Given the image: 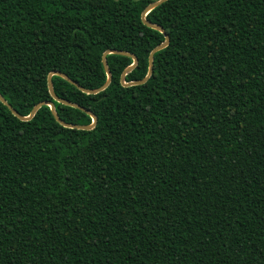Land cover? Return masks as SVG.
Instances as JSON below:
<instances>
[{"label":"trees","instance_id":"obj_1","mask_svg":"<svg viewBox=\"0 0 264 264\" xmlns=\"http://www.w3.org/2000/svg\"><path fill=\"white\" fill-rule=\"evenodd\" d=\"M0 0V95L23 117L54 104L51 72L106 81L108 50L142 80L163 35L153 0ZM111 7H104V5ZM109 8V9H108ZM146 83L106 56L96 95L54 94L92 130L0 102V264H264V0H168Z\"/></svg>","mask_w":264,"mask_h":264},{"label":"water","instance_id":"obj_2","mask_svg":"<svg viewBox=\"0 0 264 264\" xmlns=\"http://www.w3.org/2000/svg\"><path fill=\"white\" fill-rule=\"evenodd\" d=\"M166 1H168V0H156V1L151 2L150 4H148L145 7V9L141 12V15H140V19H141L142 23L145 26H147L148 28L154 29L156 31H159L163 35V37H164V41L160 45H158L154 49H152L151 52L149 53V56H148V69H147V74H146V76L142 80L125 82V76L136 67V65H137V58L133 54H131V53H128V52H125V51H116V50H108V51H105L102 54L101 63H102L103 69H104L105 74H106V81H105V83L101 87H99L97 89H94V90L84 89L81 86H79L78 84H76L75 82H73L72 80H70L65 74H62L60 72H51V73L48 74V76H47V88H48V92H49L51 98L54 101H56V102H58L60 104H63V105H66V106H69V107L78 109L80 111H83L87 115H89V117L91 118V123L89 125L80 126V125H72V124L64 123L58 117V115H57V113L55 111L54 104L51 103V102H40V103L36 104L31 109L29 115L26 116V117H23V116L18 115L15 112V110H13V108L2 98L1 95H0V102L10 111V113L12 115H14L15 117H17L20 121H29V120H31L34 117V115L36 114V112L42 106H47L50 109V112H51L52 117L61 126L65 127V128H68V129H77V130H84V131L92 130L95 127L96 122H97L96 117L89 110H87V109H85V108H83V107H81V106H79L77 104H74V103H71L69 101H65V100H62V99L58 98L54 94V92H53L52 77L53 76H59V77L63 78L64 80H66L71 85H73L74 87H76L81 92H84V93L90 94V95H96V94L102 92L103 90H105L109 86V84L111 83V73H110V71L108 69V66H107L106 56L109 55V54H114V55L129 57L132 60V64L130 66L126 67L123 70V72L121 73L120 80H119L120 81V84L123 87H131V86L143 85L144 83L147 82V80L152 75V72H153V58H154V54L157 53V52H159V51H161V50H163V49H165L168 46V44H169V37L165 33V31L161 27H159L157 25H154V24L148 22L146 20V15L151 10H153L154 8L162 5Z\"/></svg>","mask_w":264,"mask_h":264},{"label":"rangeland","instance_id":"obj_3","mask_svg":"<svg viewBox=\"0 0 264 264\" xmlns=\"http://www.w3.org/2000/svg\"><path fill=\"white\" fill-rule=\"evenodd\" d=\"M101 1H104V0H94V1L92 2V5H93V6H101V5H103V4H100ZM112 1H113V0H112ZM114 1H115V0H114ZM153 1H156V0H153ZM111 5H112V4H110L109 6L104 5V7H106V8H107V7H111ZM108 9H109V8H108Z\"/></svg>","mask_w":264,"mask_h":264},{"label":"snow or ice","instance_id":"obj_4","mask_svg":"<svg viewBox=\"0 0 264 264\" xmlns=\"http://www.w3.org/2000/svg\"><path fill=\"white\" fill-rule=\"evenodd\" d=\"M95 122V121H94Z\"/></svg>","mask_w":264,"mask_h":264}]
</instances>
